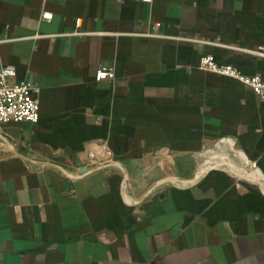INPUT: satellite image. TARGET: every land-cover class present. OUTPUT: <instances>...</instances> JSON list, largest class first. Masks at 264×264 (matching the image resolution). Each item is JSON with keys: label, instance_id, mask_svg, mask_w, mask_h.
<instances>
[{"label": "crops", "instance_id": "obj_1", "mask_svg": "<svg viewBox=\"0 0 264 264\" xmlns=\"http://www.w3.org/2000/svg\"><path fill=\"white\" fill-rule=\"evenodd\" d=\"M208 54L264 78V0H0V68L40 89L0 125V264H264V102Z\"/></svg>", "mask_w": 264, "mask_h": 264}, {"label": "built area", "instance_id": "obj_2", "mask_svg": "<svg viewBox=\"0 0 264 264\" xmlns=\"http://www.w3.org/2000/svg\"><path fill=\"white\" fill-rule=\"evenodd\" d=\"M43 18L51 19L52 14L43 13ZM76 26L81 27L77 20ZM262 49H260L261 51ZM199 67L218 75L237 79L248 87L262 102H264V78L259 75H246L233 65L219 64L213 55H204ZM114 67H100L95 74L96 81L114 80ZM40 89L31 83L16 80V68L5 65L0 68V125L10 121L36 123L39 120ZM86 171L98 168L119 167L114 159L107 141L94 143L87 150ZM82 173V172H80Z\"/></svg>", "mask_w": 264, "mask_h": 264}, {"label": "rangeland", "instance_id": "obj_3", "mask_svg": "<svg viewBox=\"0 0 264 264\" xmlns=\"http://www.w3.org/2000/svg\"><path fill=\"white\" fill-rule=\"evenodd\" d=\"M226 156H227V158L224 159V161H226L225 163L230 162L231 164H233V165L236 166L237 168L241 169L242 171H247V168H245V167L243 166V164H241V163L237 160L236 156H234L233 153L226 154ZM218 158H219V157H218ZM216 160H218V159H216ZM219 160H220V159H219Z\"/></svg>", "mask_w": 264, "mask_h": 264}]
</instances>
